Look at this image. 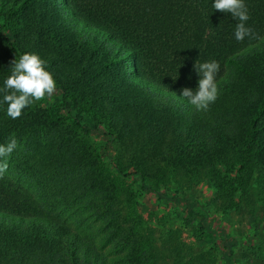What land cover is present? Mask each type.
<instances>
[{
  "label": "trees",
  "instance_id": "obj_1",
  "mask_svg": "<svg viewBox=\"0 0 264 264\" xmlns=\"http://www.w3.org/2000/svg\"><path fill=\"white\" fill-rule=\"evenodd\" d=\"M214 2L0 0V88L11 74L8 64L34 53L48 62L60 93L53 111L40 108L9 120L0 114V142L18 126L38 133L71 114L74 124L86 128L78 130H99L109 142L112 131L92 129L96 117L89 109L94 94L105 97L114 90L139 122L161 133L202 137L214 131L232 145L223 170L209 179L214 187L211 204L227 213L231 202L252 192L255 172L264 168V0H244L250 16L246 26L261 39L242 42L234 36L238 21L215 10ZM197 60L220 65L219 95L206 112L197 111L181 92L198 87L200 77L193 67ZM2 99L0 94V109L7 106ZM123 168L117 165L120 173H125ZM127 174L139 176L140 188L156 201L173 203L177 215L196 220L195 245L182 233H168L162 244L167 255L155 251V264H264L263 245L240 244L223 228L211 227L206 206L199 201L178 191L170 194L169 188L152 190L141 168ZM36 202L32 190L3 174L0 264H127L126 246L111 254L113 244L99 247L44 213ZM122 230L130 232L127 226Z\"/></svg>",
  "mask_w": 264,
  "mask_h": 264
},
{
  "label": "rangeland",
  "instance_id": "obj_2",
  "mask_svg": "<svg viewBox=\"0 0 264 264\" xmlns=\"http://www.w3.org/2000/svg\"><path fill=\"white\" fill-rule=\"evenodd\" d=\"M32 46L29 42L28 47ZM3 54L0 44V58ZM59 100L56 89L51 97L46 95L26 107L22 115L40 108L53 111ZM90 105L89 114L96 117L92 129L111 130L109 142L99 130H78L86 128L74 124L72 114L38 133L18 126L0 142L7 144L13 136L17 140L18 147L4 158L8 167L3 174L32 190L44 213L64 221L101 248L113 244L111 254L118 255L126 246L123 255L127 264H155V251L167 255L162 244L168 240V233H182L186 242L195 245L199 233L196 220L187 221L183 214H176V205L158 202L152 193L144 192L139 176L126 175L133 168H141L152 190L169 188L170 194L184 193L206 206V223L211 227L223 228L240 244L264 247V168L255 172L252 192L231 202L234 206L224 213L211 204L214 187L209 179L223 170V163L232 155L230 143L214 131L202 137L196 133H161L139 122L114 90L105 97L94 94ZM0 114L11 118L7 106ZM117 165L124 167L125 173H120ZM130 194L135 196L130 199ZM123 226L130 229L128 234ZM120 240L126 241L125 245Z\"/></svg>",
  "mask_w": 264,
  "mask_h": 264
},
{
  "label": "clouds",
  "instance_id": "obj_3",
  "mask_svg": "<svg viewBox=\"0 0 264 264\" xmlns=\"http://www.w3.org/2000/svg\"><path fill=\"white\" fill-rule=\"evenodd\" d=\"M212 7L223 13H230L238 21L234 36L237 41L248 39H261L258 33L246 22L250 19L248 8L244 0H215ZM11 74L5 79L4 86L0 88L2 102L7 104V115L12 119L19 118L23 110L36 101H40L47 95L51 97L56 90V82L53 74L48 71V62L37 54L25 53L12 62ZM194 70L199 75L198 87L195 91L190 88L181 90L182 97L186 98L197 111H208L209 106L216 101L219 95L217 75L220 65L217 61L194 64ZM18 147V142L10 138L7 144L0 145V178L7 170V160Z\"/></svg>",
  "mask_w": 264,
  "mask_h": 264
}]
</instances>
